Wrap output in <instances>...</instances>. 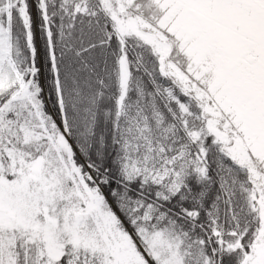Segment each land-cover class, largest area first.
Listing matches in <instances>:
<instances>
[{
	"label": "snow or ice",
	"instance_id": "6c2138e0",
	"mask_svg": "<svg viewBox=\"0 0 264 264\" xmlns=\"http://www.w3.org/2000/svg\"><path fill=\"white\" fill-rule=\"evenodd\" d=\"M0 264H264V0H0Z\"/></svg>",
	"mask_w": 264,
	"mask_h": 264
}]
</instances>
